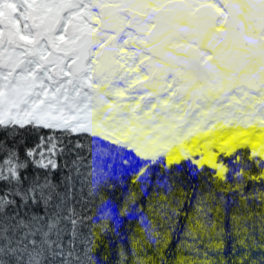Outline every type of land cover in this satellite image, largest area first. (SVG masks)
Instances as JSON below:
<instances>
[{
	"label": "snow or ice",
	"instance_id": "snow-or-ice-1",
	"mask_svg": "<svg viewBox=\"0 0 264 264\" xmlns=\"http://www.w3.org/2000/svg\"><path fill=\"white\" fill-rule=\"evenodd\" d=\"M129 218L118 264H264V0H0V264Z\"/></svg>",
	"mask_w": 264,
	"mask_h": 264
},
{
	"label": "trees",
	"instance_id": "trees-1",
	"mask_svg": "<svg viewBox=\"0 0 264 264\" xmlns=\"http://www.w3.org/2000/svg\"><path fill=\"white\" fill-rule=\"evenodd\" d=\"M27 135V134H26ZM35 139L34 135L29 136V143L32 142V140ZM139 161H136L132 164L131 167L125 168L123 171V180L125 181L124 186L122 188H118V191L116 195H120V193H126L128 190V181H129V174L133 171V169H138L140 167ZM160 171L159 166H156L152 169V177L151 179L155 181L156 179V174ZM177 173L180 174V178L182 181L187 185V184H195L198 182V177L196 175H193L192 172L189 170L188 166L185 165L183 168H177L175 169ZM167 175V173L165 174ZM163 178V176L161 177ZM122 199V196L120 197ZM131 218L121 220L120 224V234L121 237H125L123 240L114 238L110 234L106 237L107 241H110V247L108 249V253L110 255V260L109 264H118L119 260V250H118V245L123 244L125 247L128 245V240H127V235L129 234L128 232V224ZM105 249L101 247L100 253H104ZM231 253V240L228 241V249L227 252L225 253V256L227 257L228 254ZM239 253H237L238 255ZM253 257L257 260L260 258L264 257V252H262L259 248L255 249L253 252Z\"/></svg>",
	"mask_w": 264,
	"mask_h": 264
}]
</instances>
